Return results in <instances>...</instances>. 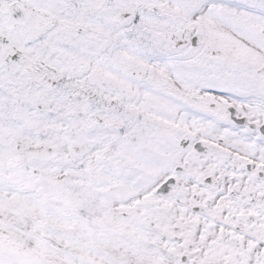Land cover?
Returning a JSON list of instances; mask_svg holds the SVG:
<instances>
[{
    "label": "snow or ice",
    "instance_id": "6c2138e0",
    "mask_svg": "<svg viewBox=\"0 0 264 264\" xmlns=\"http://www.w3.org/2000/svg\"><path fill=\"white\" fill-rule=\"evenodd\" d=\"M0 264H264V0H0Z\"/></svg>",
    "mask_w": 264,
    "mask_h": 264
}]
</instances>
